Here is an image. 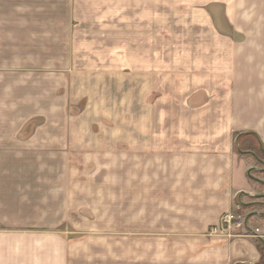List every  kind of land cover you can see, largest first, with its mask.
Returning <instances> with one entry per match:
<instances>
[{"label": "rangeland", "instance_id": "374dc122", "mask_svg": "<svg viewBox=\"0 0 264 264\" xmlns=\"http://www.w3.org/2000/svg\"><path fill=\"white\" fill-rule=\"evenodd\" d=\"M192 5L147 4L146 19H129L111 0H0V71L23 77L25 120L0 132V264H136L129 148L115 139L145 122L146 61L166 60L153 72L168 76L193 46H260V3L235 4L233 24L217 4L216 41ZM144 26L154 46H132Z\"/></svg>", "mask_w": 264, "mask_h": 264}, {"label": "crops", "instance_id": "0c3cea01", "mask_svg": "<svg viewBox=\"0 0 264 264\" xmlns=\"http://www.w3.org/2000/svg\"><path fill=\"white\" fill-rule=\"evenodd\" d=\"M111 1L129 4V19L138 12L146 19L147 4H193L192 18L214 41L217 4L233 24L244 18L235 4L260 3V46H193L191 58L173 65L183 67L176 75L153 72L166 60L146 61L155 79L150 76L145 90V122L129 123L115 146L129 148L128 226L130 241L139 245L136 264H264V0ZM148 29L132 34L131 45L154 46ZM20 78L0 71V132L10 120L16 134L23 127ZM226 213L243 216L245 227L229 236L208 234Z\"/></svg>", "mask_w": 264, "mask_h": 264}, {"label": "built area", "instance_id": "2783aa9c", "mask_svg": "<svg viewBox=\"0 0 264 264\" xmlns=\"http://www.w3.org/2000/svg\"><path fill=\"white\" fill-rule=\"evenodd\" d=\"M245 218L241 215H234L233 213H226L222 216L220 222L210 228L211 234L216 236H229L232 235L233 229L244 228ZM255 231L259 232L257 228ZM248 233V232H246Z\"/></svg>", "mask_w": 264, "mask_h": 264}, {"label": "trees", "instance_id": "16d2710c", "mask_svg": "<svg viewBox=\"0 0 264 264\" xmlns=\"http://www.w3.org/2000/svg\"><path fill=\"white\" fill-rule=\"evenodd\" d=\"M260 250L262 252V256L264 257V245H260ZM264 259V258H263Z\"/></svg>", "mask_w": 264, "mask_h": 264}]
</instances>
